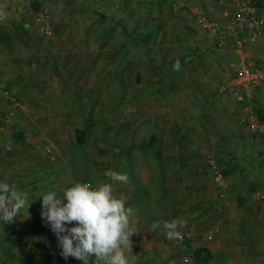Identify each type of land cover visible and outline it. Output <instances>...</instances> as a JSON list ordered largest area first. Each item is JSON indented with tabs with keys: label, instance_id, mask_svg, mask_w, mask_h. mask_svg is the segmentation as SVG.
<instances>
[{
	"label": "rangeland",
	"instance_id": "1",
	"mask_svg": "<svg viewBox=\"0 0 264 264\" xmlns=\"http://www.w3.org/2000/svg\"><path fill=\"white\" fill-rule=\"evenodd\" d=\"M33 1L0 0V181L27 193L30 203L11 222H0L6 264L19 263L24 255L29 264L61 258L55 251L57 237L41 217V193L51 189L62 197L78 182L93 187L110 182L115 195L126 197V182L133 180L126 159L135 147L132 137L139 132L181 134L177 143L191 144L193 153L200 150L191 179L216 186L227 178L239 179L234 165L242 160L237 154L241 150L243 160L249 159L242 170L243 178L249 180L245 185L250 190L264 189V141L249 139L244 119L213 123L208 122L212 118H202L201 108L159 107L164 94L161 85L169 83L162 75L170 66L165 41L171 33L182 38L191 32L183 26L168 29L164 25L192 19L190 8L197 16L205 14L204 0H179L190 11L173 6L175 0H160L165 24L145 43L134 42L117 23L92 12L90 1L95 0H87L84 8L75 0H36V11L31 8ZM256 1L263 12L264 0ZM217 20L211 26L224 30ZM179 50L172 53V63L188 53ZM164 112L169 115L163 116ZM160 115L174 122L162 125L157 122ZM76 131L82 133L81 143ZM211 160L222 172L221 182L215 180ZM107 171L120 179H110ZM214 212L210 206L202 224L214 225ZM195 231L191 237L177 239L184 241L185 259L197 247ZM72 258L63 257L65 261ZM90 260L102 264L95 257Z\"/></svg>",
	"mask_w": 264,
	"mask_h": 264
},
{
	"label": "crops",
	"instance_id": "2",
	"mask_svg": "<svg viewBox=\"0 0 264 264\" xmlns=\"http://www.w3.org/2000/svg\"><path fill=\"white\" fill-rule=\"evenodd\" d=\"M159 1V24L162 27L165 23L161 21ZM204 2L205 14L199 8L201 13L197 16L196 10L190 8V16L195 18L181 22L174 20L164 25L168 29L183 26L191 32L183 39L171 33L165 41L170 66L162 75L169 83L161 85L164 94L159 107L170 110L177 104L183 108H201L205 111L202 118H212L208 122L213 123L241 122L246 117V103L249 109L253 108L252 112L264 115V85L251 90L244 103H238L229 90V82L242 62V51L249 64L264 68V36L245 43L242 51L237 49L234 40L225 34L227 18L232 15L234 7L224 0ZM173 6L190 11L179 0L173 1ZM262 14L264 17V10ZM215 19L225 27L223 33L211 32ZM183 42L189 44L183 45ZM177 49L188 53L183 59L175 57L176 62L172 63V53ZM179 76L188 78L182 80ZM197 92L199 95L194 94ZM166 114L169 115L164 112L163 116ZM157 122L163 125L174 120L160 115ZM179 136L181 134L161 131L139 132L135 139L132 137L136 140L135 147L131 148L126 161L133 180L126 182L129 191L125 205L133 210V235L130 237L131 252L125 254L133 264H195L193 252L185 259L184 241H177L191 237L195 229V249L206 248L211 253L207 264H264V189L255 187L250 190V185H245L249 180L243 178L242 170L249 164V159L243 160L245 153L239 150L237 154L242 160L234 165L237 180L227 178L220 186L192 180L193 163L198 161L200 150L193 153L191 144L177 143ZM210 206L214 208L217 221L207 226L202 222L207 220ZM172 220L179 221L181 226L177 229L179 235L170 239L163 225ZM154 223L160 227L154 228ZM28 232L24 229V234ZM56 248L57 254H61L60 247ZM27 258L24 255L17 264H29ZM42 264L81 262L74 258L65 261L61 255L59 260L49 257ZM89 264L94 261L89 260Z\"/></svg>",
	"mask_w": 264,
	"mask_h": 264
},
{
	"label": "clouds",
	"instance_id": "3",
	"mask_svg": "<svg viewBox=\"0 0 264 264\" xmlns=\"http://www.w3.org/2000/svg\"><path fill=\"white\" fill-rule=\"evenodd\" d=\"M110 179H120L117 173L105 172ZM41 217L56 235L61 255L74 257L89 264L95 257L102 264H133L126 251L131 252V220L133 210L126 207L123 194L117 196L110 182L93 187L75 183L62 197L49 189L41 193ZM27 193L7 182L0 181V222L9 223L29 207ZM180 222L172 220L163 225L168 238L179 235ZM153 227H160L154 223Z\"/></svg>",
	"mask_w": 264,
	"mask_h": 264
},
{
	"label": "built area",
	"instance_id": "4",
	"mask_svg": "<svg viewBox=\"0 0 264 264\" xmlns=\"http://www.w3.org/2000/svg\"><path fill=\"white\" fill-rule=\"evenodd\" d=\"M234 7L231 16L228 17V26L225 34H228L235 43L237 49L242 51L243 45L257 37L264 36V18L262 10L256 0H224ZM212 33L217 27H210ZM242 62L236 67L234 77L229 82V90L238 103L248 100L251 90L264 85V68L249 64L244 52L240 53ZM248 95V96H247ZM247 105V106H246ZM244 106L246 117L243 120L244 129L249 133V139L255 142L264 141V117H258L248 104ZM215 180L221 182L223 175L215 161H210Z\"/></svg>",
	"mask_w": 264,
	"mask_h": 264
},
{
	"label": "trees",
	"instance_id": "5",
	"mask_svg": "<svg viewBox=\"0 0 264 264\" xmlns=\"http://www.w3.org/2000/svg\"><path fill=\"white\" fill-rule=\"evenodd\" d=\"M74 2L82 8L89 5L87 0H75ZM90 2L92 12L102 19L117 23L123 34L134 42L149 41L160 28L157 0H95L93 3ZM31 8L38 10V1L34 0ZM75 137L77 142L83 141L81 132L76 131ZM1 250L0 248V264H6ZM193 258L195 264H207L211 259V253L206 248H197L193 251Z\"/></svg>",
	"mask_w": 264,
	"mask_h": 264
}]
</instances>
